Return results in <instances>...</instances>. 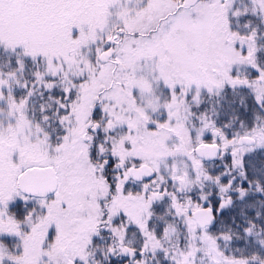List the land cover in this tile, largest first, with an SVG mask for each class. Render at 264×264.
<instances>
[{
  "label": "snow or ice",
  "instance_id": "6c2138e0",
  "mask_svg": "<svg viewBox=\"0 0 264 264\" xmlns=\"http://www.w3.org/2000/svg\"><path fill=\"white\" fill-rule=\"evenodd\" d=\"M0 264H264V0H0Z\"/></svg>",
  "mask_w": 264,
  "mask_h": 264
}]
</instances>
